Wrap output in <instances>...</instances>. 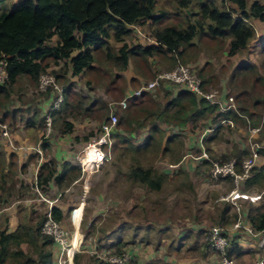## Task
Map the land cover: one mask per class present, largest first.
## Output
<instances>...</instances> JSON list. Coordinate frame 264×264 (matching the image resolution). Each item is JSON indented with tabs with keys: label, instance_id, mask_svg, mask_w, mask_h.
I'll return each instance as SVG.
<instances>
[{
	"label": "trees",
	"instance_id": "16d2710c",
	"mask_svg": "<svg viewBox=\"0 0 264 264\" xmlns=\"http://www.w3.org/2000/svg\"><path fill=\"white\" fill-rule=\"evenodd\" d=\"M173 1L177 8L183 11L182 24L152 27L150 36L154 43L134 44L127 47L123 38L130 32V25L146 20L155 21L159 18L154 12L155 0H17L9 7L3 3L4 0H0V59L4 60L5 73V78L0 81V100L8 102L13 92L12 86L19 78L24 77L29 82H36L38 75L44 72L47 66L45 60L47 57L52 63L63 60L69 73L76 75L90 67L93 51L102 47L105 58L110 59L118 69L124 70L131 56L150 57L152 54L165 51L171 54L179 53L184 46L192 43L194 36L197 35L199 38L203 34L215 41L227 39L226 54L234 55L245 48L248 40L253 37V26L249 19L261 20L264 17V5L259 0H220L229 3L226 8H220L215 0ZM192 7L196 8L195 11ZM52 37L54 40L51 43L49 39ZM108 37L121 42V45L111 51L110 46L105 42ZM236 76L237 63L230 74L231 79ZM162 90L164 96L168 98L160 104L146 98L141 100L138 107L133 108L132 104H135L136 97L149 93L145 91L127 98L125 107L119 111L124 110L130 119L128 124L132 123L135 127H129L124 131L117 128L115 135L118 136L117 133L121 135L120 132L123 131L125 134L121 138L127 143L129 137H134L135 130L146 127L145 131L142 129L141 142L129 143L130 148H127L129 153L137 154L148 150L149 147L158 150V142L162 139V150L169 149V152L176 154L172 156L171 163H177L180 153L171 150L170 145L171 142L178 141L181 146L182 141L178 138V133L169 132L168 128L178 129L188 123L192 125L198 123L202 128L205 124L214 121L218 114L215 112L214 104L196 98L186 90L172 91L169 88ZM149 102L150 104H147ZM72 105H75L76 114L84 113L89 109V106L76 105L75 101L73 104L65 102L61 105V110H54L50 114L51 121L58 120V129L61 132L72 130V123L61 113L67 106ZM13 109L14 107L9 110L4 105L0 120ZM136 110L139 113H136ZM223 116L236 119L232 112H225ZM39 122L42 123V118H39ZM26 123L30 126L34 125L30 117H27ZM162 124L165 126L161 127ZM194 127L196 126H192ZM218 127L220 124L216 126ZM153 133H157L158 140L153 139ZM113 143L114 141L111 143L112 148ZM41 144L43 146L44 141ZM234 150L235 156L239 158L240 153L235 147ZM1 151L0 149V189L4 186V174L8 172L10 174L9 165H6V171L2 169L4 157ZM227 155L222 153L220 156ZM133 160L135 163L128 167L126 173L132 184L135 182L146 190L148 188L153 191L158 190L167 172L143 167L136 159ZM206 163H208L206 159H201L198 165L205 166ZM54 171L53 161L47 160L41 163L36 173V186L42 188L53 177ZM78 171L77 166L74 169L62 163L61 171L58 176H54V179H65L67 183L72 176L77 175ZM176 171L178 174L182 172L179 168ZM50 213L53 218L59 219L60 212L56 207L51 206ZM27 216L28 214L24 215L23 220L18 222L14 230L7 231L5 226L0 228V264H51V250L48 247L51 243L50 238L39 231L44 214L35 216L32 222ZM216 217L218 219L216 222L222 224L234 220L235 214L223 205ZM247 219L254 230L263 228L264 203L256 207L254 212L249 210ZM200 232L203 233L204 230ZM21 244H24L25 248H22ZM121 250L123 249L119 245L114 251ZM226 254L230 255V249Z\"/></svg>",
	"mask_w": 264,
	"mask_h": 264
},
{
	"label": "rangeland",
	"instance_id": "374dc122",
	"mask_svg": "<svg viewBox=\"0 0 264 264\" xmlns=\"http://www.w3.org/2000/svg\"><path fill=\"white\" fill-rule=\"evenodd\" d=\"M15 1L17 0H4L3 3L9 7ZM259 1H262L264 5V0ZM215 3L220 8H226L229 6L227 1L220 2V0H215ZM195 9V7H192L193 11H195ZM186 10L187 9H185V11ZM154 12L159 17L155 19V21L146 20L135 24L138 31L142 33L143 36H138V34H136L134 31L124 35L123 42L127 47L134 44H146L151 38L150 30L152 27L171 24L178 26L182 24L183 11L177 8L173 0H155ZM53 40L54 37L49 39V42L52 43ZM105 40L106 44L110 46L111 51H114L121 45V42L115 41L111 37H108ZM226 40L227 39L215 41L207 38L204 34L199 38L196 35L192 38V43L190 45L184 46L179 53L172 52L173 54H171L165 51L163 53L152 54L149 58L153 61L156 60L154 57L160 58L163 63L170 64L168 68L173 66L176 62L188 65L191 70L195 71L205 89L219 90V86L217 84L221 83L220 81L223 75L219 76V74L224 71L223 68L229 67L231 62L232 65L234 62L239 61L237 57H233L231 55L226 56ZM250 43L251 41L248 40L246 51L251 49ZM92 54L93 61L90 64V67L82 70L80 73H78L79 75L76 74L78 76L71 75L69 73L68 68L66 69V65L63 60H58L57 63H52L48 57L45 58L47 66L44 68V72L53 76L54 82L60 88L61 92L64 87L69 86V92L67 95H65V100L63 103L67 102L73 104L76 101V105L79 104L85 107L89 106V109H86L84 113L81 114H76L74 107L75 105L70 107L67 106V108L61 112L62 114L66 115L64 118H67L72 122L73 131L71 130L72 134L70 140H72L71 143L74 146L71 147L72 149L74 148V154L85 141L97 133L99 123L104 118H106L109 112L108 103L120 99L127 87L130 86L132 88H136L140 84V80H129L130 76L128 73L132 66L135 68V66L139 64L143 65L145 61L142 60L146 58V56L143 57L142 55L136 57L131 56L128 60L126 68L124 70H120L111 62L110 59L105 58L102 47L95 49ZM150 64H152L150 67L152 71H150L151 75L149 74L150 77L148 76V79L152 77L154 70H164L158 68V62L156 61L155 64L152 62H150ZM62 66H65V68ZM204 73L207 75L206 77H204ZM146 80L144 79V81ZM223 86L225 87V83ZM12 90L13 92L10 94L8 102L0 100V113L4 110V105L9 110L14 107V111L12 110L13 113L8 111L9 113L7 116L2 117L0 123H5L8 127V130L13 134V129H15L13 128V125L16 123L18 118L23 119L24 117H32L34 121L37 120L41 111L38 105L41 101L48 99L49 96H53V91L51 88L46 89L45 92L39 91L36 87V82H29L24 77H21L17 80V82L12 86ZM223 90L227 91V89L222 88L221 92L223 93H225ZM163 93L162 87L158 86L157 88L153 89V91L136 97V100H134L135 104H132V107H138L141 100L143 101L146 98H150L151 101L160 104L166 100V98H168L167 96H164ZM226 94L232 98V104L235 109L233 114L236 117V119L233 120L235 125L232 126V129H229L227 126L221 127L220 130L215 132L212 142H206L201 146L204 148L206 147L205 150L207 152V158H219L221 160L232 158L237 162V160H240L244 156L243 155L237 158L234 154L235 141H233L234 139L232 137L237 136L238 110L233 95L228 93ZM13 99L15 102H13ZM147 104H150V102ZM41 112L43 113V111ZM51 113L52 111L50 114ZM136 113L139 112L136 110ZM116 115V126L118 129H122L124 131L129 127H135V125L132 123L128 124L130 119L124 110L118 111ZM84 119H86V122H83ZM163 126L165 125L162 124L161 127ZM188 126H196L193 128V137L196 136V134H198L201 129V126L198 123H195V125L188 123ZM188 126L187 128L190 129ZM43 127L44 125L41 122H36L34 127L30 126L28 129L29 137L32 136L34 137V140L37 141L40 138V135L37 136V133L42 132ZM58 128V120H54L53 122L51 121V130L48 136H58V133L61 132L58 130ZM142 129H146V127L135 130L133 133L134 137H129L127 143L122 141L121 136L125 134L123 131L120 132L121 135L117 133L118 136H116V133L114 134V143L113 148L111 147L110 159L101 164L97 169L91 171V175L93 174L91 181L97 182L102 180L107 183L109 182L107 187L109 188V192H112V194L116 196H121V199L124 195L128 194V197L130 198L128 200L120 199L122 203H119L116 207H118L120 210L122 205L124 206V209L129 206L131 211L135 212L136 214H138L140 210L144 211V217L147 219L145 223L149 224L148 226L150 227L156 225L154 224V221L159 220L163 216H167L170 221L172 220L170 222L172 224L175 220H177L176 225L178 226H176L175 229L181 228V230L185 229V227L190 222H193L194 227L197 225L205 228L211 225L219 224L216 222L218 221L216 214L220 212L223 205H231L230 201L224 198V194H226L231 188L230 179L228 177L225 179L210 178L209 162L206 163L205 166L197 165L198 161L196 160L201 159H194L190 155L193 154L197 156L200 150L198 147H195V145L192 144V142L189 140L190 138L188 139V137H186L187 133L183 130V132H179L178 135V138H180L182 141V145L180 146L179 142L175 141L171 142L172 144L170 146L171 150H175L176 152L178 151V153H180L178 156V165L176 167L181 168L182 164H185L189 160L190 162H193L192 166L190 167L191 171L187 170L186 175L183 171L178 174L176 171L178 168L175 169L176 167L169 166L170 164H174L171 163L173 161L172 156L176 154L169 152V149L162 150V139H160L158 142V150H155L156 148L149 147L148 150L137 154H133L135 152L132 154L129 153L130 151L127 149L130 148L129 143L138 144L142 141L141 139L143 136L139 135ZM165 133L166 132H164V134ZM153 139L158 140L157 133H153ZM40 140H42V138H40ZM210 147H214L215 151H213ZM2 148L5 149L6 147L0 138V149L2 150ZM218 149H220V151ZM227 149L228 152L226 154L228 155L223 157L220 156ZM73 159L74 158H72V160ZM133 159H136L137 162L143 167H152L155 171L167 172L165 174V179L161 183V187L158 190L153 191L150 188L146 190L144 187L137 185L135 182L132 184V181L127 177L126 173L128 171V167L135 163ZM194 167L197 172L194 173V175H191ZM4 175L7 185L0 189V191L5 192V194L0 196V202L8 203L9 200L15 197L24 198L27 196H32L28 186H23L20 193L16 195L12 189L13 183L11 181L9 172ZM127 181H130L131 183H128ZM262 188L264 189V186ZM220 197L222 198L220 199ZM35 207V215L37 216L41 214L43 206L41 207V204L39 203ZM4 224L5 220L3 221V226ZM3 226L0 225V227ZM173 226L175 227L174 224ZM194 240V250L197 244L200 245L201 241L206 242L202 234H200L199 237H195ZM230 242L231 241L229 240V243ZM21 247L25 248V245L21 244ZM211 257L212 252L210 253L208 251L205 257L206 261L210 262ZM91 262L94 263L92 260ZM91 262H89V264Z\"/></svg>",
	"mask_w": 264,
	"mask_h": 264
},
{
	"label": "crops",
	"instance_id": "0c3cea01",
	"mask_svg": "<svg viewBox=\"0 0 264 264\" xmlns=\"http://www.w3.org/2000/svg\"><path fill=\"white\" fill-rule=\"evenodd\" d=\"M261 3L263 4L262 1ZM249 21L253 26V37L249 39L251 41V49L246 51V45L245 48L231 55L237 57L239 61L234 62L232 65L231 62L229 67L223 68L224 71L219 74V76L223 75L220 81L222 84H217L219 91H222V88L227 89V91H223L232 94L237 104V136L232 138L235 141L234 147L240 153V157L247 153L251 140L264 142V40L259 37V34L264 31V17L261 20L251 18ZM129 28L131 29V25ZM149 43H154V40L150 38L146 44ZM133 57H136V55ZM154 58L158 62V68L166 69L170 66V64L163 63L160 58ZM142 61H145L143 65L139 64L135 68L133 66L131 67L128 73L130 76L129 80H140L139 82L141 83L144 82V79L146 80L150 77L149 74L152 71L150 68L152 64L150 62L155 64V61L150 60L149 56ZM236 63L237 76L231 79L230 74ZM204 75V77L207 76L205 73ZM224 83L225 87L223 86ZM128 88L132 87H127L123 94ZM68 92L69 86L63 88L62 100L52 112L56 109L61 110V105ZM52 97L49 96L48 99L41 101L38 105L43 113L45 112L44 109L51 102ZM41 111L36 121L32 118V121L35 122L32 127L35 126L36 122H39V118H42L43 113ZM26 119L27 117L23 119L18 118L13 125L15 129H13L14 132L11 136L16 143L36 142L34 137H29L28 129L30 125L26 123ZM83 122H86V119ZM187 126L188 124L178 129L168 128V130L169 132L179 130L176 131L178 134L179 132L185 131L187 133L186 137L188 139L190 138L189 140L192 144L200 149L197 140L198 134L193 137V128L188 126L190 128L188 129ZM224 126L232 129L227 124H220V127L202 139V144L212 142L215 132ZM255 127L258 129L251 131V128ZM72 131L60 132L58 136L52 135V137H49L48 133L41 137L42 140H39L40 153L17 149L9 152L10 150L2 148L1 152L4 157L3 170L6 171V165H9L10 178L14 187H12L13 192L18 195L23 186H28L32 196L24 198L15 197L9 200L8 203L0 202V225L3 226V221L5 220L4 226L6 230H14L18 222L23 220L25 214H28L27 217L32 222L36 216L35 206L40 203L41 207L43 206L41 214L51 206L56 207L60 212L58 221L69 232L73 233L75 237L74 243L76 244L73 251V264H89L91 260L94 263L91 262L90 264H106L100 256L87 251L90 245H93L96 250L101 249L104 251H114L120 245L123 250L128 251L132 256L134 264H209L205 259L209 251L206 242L201 241L200 245H196L195 250L193 244L195 237H199L201 234L200 231L204 230L205 227L197 225L194 227L193 222H190L183 230L181 228L175 229L178 226L176 225L177 220L174 219V227L170 223L172 220L170 221L167 216H163L159 220L154 221L156 225H153L155 227H150L148 226L149 224L145 223L147 219L144 217V211L140 210L136 214L131 211L129 206L124 209L122 205L120 210L116 207L119 203H122L121 200H128L130 198L128 194L124 195L122 199L121 196L112 194V192H109V188H107L109 182L107 183L102 180L93 182L91 181L93 177L91 173L87 177L86 188L82 187L79 171L67 183L65 179L61 180L59 178L55 180L54 176L59 175L62 163H66L76 169L74 159L72 160L74 158V148H71L74 146L71 143L72 140H70ZM43 132L44 127L42 132L37 133V136ZM139 135H143V130H141ZM43 141L44 145L41 146ZM210 148L215 151L214 147ZM220 149L218 150L220 151ZM227 152L228 149L223 154ZM258 152L254 171L242 184L241 191L250 195L259 196L254 200L237 197V214L242 217V220L248 226H250L247 219L249 210L254 212L256 207L264 203V189L262 188L264 186V147L260 148ZM9 153L10 158H8ZM194 159L202 158L197 157ZM8 160L9 164H7ZM47 160L54 162L55 171L53 177L42 188H38L35 184L36 173L39 165ZM196 161H198V165L200 160ZM192 164L193 162L189 160L185 164H182L179 169L186 173L187 170L191 171L190 167ZM193 169L192 173L190 172L191 175L197 172L195 167ZM127 182L129 183V181ZM3 184L6 186L7 182L5 181ZM3 194L5 192L0 191V196ZM72 207H76L77 213L74 216H71L69 212V209ZM227 208H229L230 212L236 214L232 204L227 206ZM232 222L222 223L227 228L230 236V256L237 264H252L253 260L261 254L260 249L257 247V241L255 237L247 233L241 226L236 230H232L229 225ZM48 247L51 250L52 262L55 246L50 243Z\"/></svg>",
	"mask_w": 264,
	"mask_h": 264
},
{
	"label": "built area",
	"instance_id": "2783aa9c",
	"mask_svg": "<svg viewBox=\"0 0 264 264\" xmlns=\"http://www.w3.org/2000/svg\"><path fill=\"white\" fill-rule=\"evenodd\" d=\"M138 36H143L135 25H131ZM256 35V32H255ZM260 38L264 40V31L259 34ZM5 78L4 73V60L0 59V81ZM169 88L173 91L186 90L192 93L196 98H202L209 104H214L215 112L218 114L214 121L205 124L197 135L200 151L197 156L191 154L192 158H203L209 162V176L214 179H222L228 177L231 182L230 190L224 194V198L228 199L233 205L236 215L230 225L232 230L238 227H243L247 233L255 237L257 247L260 249L261 254L257 256L252 264H264V227L259 230H254L246 225L242 217L237 214L238 202L237 197L242 199L254 200L259 195H250L241 191V186L244 181L250 177L252 170L255 166L256 159L258 158V151L264 147V142L251 140L246 154L240 159L232 158L227 159H212L207 158V152L202 145V139L216 128L218 124H227L230 127L234 126L233 120L229 117H224L225 112H235L232 104L231 96L227 95L216 89H205L201 80L191 70L188 65L176 62L173 66L164 70H154L152 77L144 82H141L136 88H128L123 96L113 102L108 103L109 112L98 125L97 133L85 141L82 146L74 154V162L79 169V177L82 180V187H87V177L91 171L97 169L101 164L108 161L111 155V143L113 135L117 132L116 127V113L125 107L126 99L133 95H139L141 92H151L157 87ZM36 87L39 91H46L51 88L53 97L51 102L45 109L42 115L44 132L40 138L48 134L51 130V116L50 112L57 107L61 101L62 94L60 88L54 82L51 74L41 72L37 77ZM234 111V112H233ZM258 128H251L255 131ZM12 132L8 130L5 123H0V138L2 143L8 150H23L26 152L40 153V138L35 143L20 142L16 143L12 138ZM177 163L170 164L169 166H177ZM237 166V168H236ZM222 197H220L221 199ZM71 216L76 215V207L69 209ZM44 218L39 226V231L42 235L50 238V241L55 246V251L52 255L51 264H73V251L75 249V237L72 232H69L58 220L53 218L50 213V208L44 211ZM207 243L209 252H212V257L209 264H236L230 255L226 252L230 247L229 233L227 228L222 224L208 226L201 233ZM89 253H94L100 256L106 264H134L132 256L126 250L115 252L113 250H96L93 245L87 249Z\"/></svg>",
	"mask_w": 264,
	"mask_h": 264
},
{
	"label": "clouds",
	"instance_id": "9594fccd",
	"mask_svg": "<svg viewBox=\"0 0 264 264\" xmlns=\"http://www.w3.org/2000/svg\"><path fill=\"white\" fill-rule=\"evenodd\" d=\"M132 29V28H131ZM132 31H134L133 29H132ZM36 83H37V81H36ZM45 92V91H44ZM61 94H62V92H61ZM61 100H62V98H61ZM61 102V101H60ZM59 102V103H60ZM42 120H43V118H42ZM15 141V140H14ZM5 150H8L7 148H5ZM12 151V150H11ZM11 151H9V152H11ZM253 171V170H252ZM252 174V173H251Z\"/></svg>",
	"mask_w": 264,
	"mask_h": 264
},
{
	"label": "water",
	"instance_id": "95a60500",
	"mask_svg": "<svg viewBox=\"0 0 264 264\" xmlns=\"http://www.w3.org/2000/svg\"><path fill=\"white\" fill-rule=\"evenodd\" d=\"M186 12H187V10H186Z\"/></svg>",
	"mask_w": 264,
	"mask_h": 264
}]
</instances>
